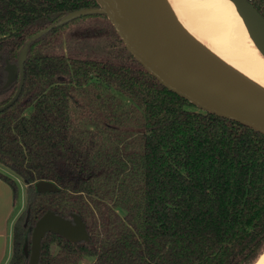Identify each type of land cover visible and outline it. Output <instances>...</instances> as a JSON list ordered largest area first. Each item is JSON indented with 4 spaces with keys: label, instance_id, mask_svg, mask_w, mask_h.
Wrapping results in <instances>:
<instances>
[{
    "label": "trees",
    "instance_id": "trees-1",
    "mask_svg": "<svg viewBox=\"0 0 264 264\" xmlns=\"http://www.w3.org/2000/svg\"><path fill=\"white\" fill-rule=\"evenodd\" d=\"M0 167L27 195L6 264H29L49 209L80 214L89 237L47 231L37 264H253L264 250V132L165 85L100 0H0Z\"/></svg>",
    "mask_w": 264,
    "mask_h": 264
},
{
    "label": "bare ground",
    "instance_id": "bare-ground-1",
    "mask_svg": "<svg viewBox=\"0 0 264 264\" xmlns=\"http://www.w3.org/2000/svg\"><path fill=\"white\" fill-rule=\"evenodd\" d=\"M158 53L227 96L264 108V56L235 0H136ZM254 264H264V251Z\"/></svg>",
    "mask_w": 264,
    "mask_h": 264
},
{
    "label": "water",
    "instance_id": "water-1",
    "mask_svg": "<svg viewBox=\"0 0 264 264\" xmlns=\"http://www.w3.org/2000/svg\"><path fill=\"white\" fill-rule=\"evenodd\" d=\"M243 1L264 31V17L248 0ZM100 2L128 49L165 85L202 108L264 132V108L212 89L177 68L172 60L166 62L161 57L140 17L136 0H100ZM27 51L25 46L19 54L18 66L21 70L24 67ZM9 69L11 70V66ZM38 184L40 188L55 186L54 183L46 181H40ZM47 231H54L72 240H83L89 237L86 222L80 214L73 212L72 217L68 218L49 209L37 219L33 226L29 264L38 263L41 239ZM24 249L28 253V242L25 243Z\"/></svg>",
    "mask_w": 264,
    "mask_h": 264
},
{
    "label": "crops",
    "instance_id": "crops-1",
    "mask_svg": "<svg viewBox=\"0 0 264 264\" xmlns=\"http://www.w3.org/2000/svg\"><path fill=\"white\" fill-rule=\"evenodd\" d=\"M25 203L26 200L18 206L12 186L0 177V264H6L12 254L14 222Z\"/></svg>",
    "mask_w": 264,
    "mask_h": 264
},
{
    "label": "rangeland",
    "instance_id": "rangeland-1",
    "mask_svg": "<svg viewBox=\"0 0 264 264\" xmlns=\"http://www.w3.org/2000/svg\"><path fill=\"white\" fill-rule=\"evenodd\" d=\"M236 4L239 7V10L241 11L242 15L245 18V22L247 24V29H248V35L251 38L252 45L253 46L255 45L257 47L256 50L258 51V53H260L261 55L264 56V31L262 30V28L258 24L257 19L254 16V14L249 10V8L246 6V4H245V2L243 0H236ZM10 66H11V70L9 69L10 74L12 76L13 75L15 76L17 74V72H18V67L19 66H18V64H11V65H9V67ZM22 182L23 183L21 185V191H20V194H19V197H18V206H20V204L25 202V200H26L25 198L27 196L26 195V184H25V182L23 180H22ZM25 207H26V203H25L24 208ZM22 210H20L19 214L21 213ZM120 211L122 213L124 212L123 210H120ZM92 260H93V257L85 256V258L82 260L81 264H89Z\"/></svg>",
    "mask_w": 264,
    "mask_h": 264
}]
</instances>
